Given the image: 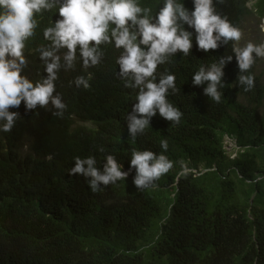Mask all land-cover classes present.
Returning a JSON list of instances; mask_svg holds the SVG:
<instances>
[{"label": "trees", "instance_id": "1", "mask_svg": "<svg viewBox=\"0 0 264 264\" xmlns=\"http://www.w3.org/2000/svg\"><path fill=\"white\" fill-rule=\"evenodd\" d=\"M247 1L225 0L220 11L264 17V0L253 5L256 11ZM57 18L55 10L37 17L25 49L30 79L47 75L36 49L48 43L43 28ZM102 48L101 64L88 69V89L74 83L87 75L81 64L61 70L62 117L51 105L26 111L22 101L9 109L20 118L10 132L0 131V264H264L263 74L254 71L255 86L244 91L235 76L229 80V68L224 80L232 86L216 103L204 95L206 85L192 83L201 65L213 63L194 38L191 55L178 52L161 66L176 75L178 91L168 99L182 111L181 122L157 112L133 143L126 116L136 90L118 77L119 51ZM226 136L236 143L234 156ZM162 139L169 143L165 155L185 161L188 174L180 175L177 163L139 190L133 170L126 181L93 192L82 175L68 173L77 156H95L102 169L109 154L128 171L133 149L159 154Z\"/></svg>", "mask_w": 264, "mask_h": 264}, {"label": "clouds", "instance_id": "2", "mask_svg": "<svg viewBox=\"0 0 264 264\" xmlns=\"http://www.w3.org/2000/svg\"><path fill=\"white\" fill-rule=\"evenodd\" d=\"M254 1L252 5H249ZM141 0H0V131L10 132L20 113L10 111L24 102L31 111L51 105L54 116H63L67 105L57 91L61 70H74L81 64L87 75L75 78L76 87L88 89L92 79L89 68L101 64L105 57L102 46L112 45L119 51L116 64L118 77L124 86L136 90L135 103L126 116L129 137L135 142L159 115L173 124L181 122L183 113L168 99L178 91L176 75L167 68L178 52L191 55L193 39L199 50L208 52L213 63L201 65L192 76L194 86H204V95L220 103L227 85L224 77L229 68L236 83L250 91L255 86V73L264 79V35L254 43L243 37V22L247 17L256 20L260 30L264 17L241 12L236 18L223 14L225 0H155L151 8ZM257 0H248L252 9ZM59 14L55 21L43 28L47 44L36 51L47 74L39 80L30 79L25 69L29 61L26 45L36 35L38 16ZM256 11L255 7L252 9ZM194 30L191 31V30ZM261 31V30H260ZM251 38V37H250ZM253 39V38H252ZM244 43L241 44L240 41ZM254 41V40H253ZM232 53V54H231ZM233 53L237 62L233 61ZM71 83V82H70ZM163 150L133 149L131 167L123 171L116 157L109 154L103 168L97 166L95 156L75 157L71 175L80 174L93 192L102 187L126 181L135 170L133 184L143 190L155 185L178 163L180 175L190 169L183 161H173L165 153L167 139L160 140ZM103 151V149H101Z\"/></svg>", "mask_w": 264, "mask_h": 264}, {"label": "rangeland", "instance_id": "3", "mask_svg": "<svg viewBox=\"0 0 264 264\" xmlns=\"http://www.w3.org/2000/svg\"><path fill=\"white\" fill-rule=\"evenodd\" d=\"M253 2L254 1H251L249 3V5H252ZM242 25H243V28H242L243 37L246 38L248 41H251V42L254 43L257 40H260V38H261V32L264 35V20L262 21L261 25H259V27L261 28L260 29L261 31L258 30V29H256V20L254 18H251V17H247L245 19V22H243ZM240 43L243 44L244 41L241 40ZM262 43H264V40H263ZM225 146H226L227 151L232 156H234L235 151L237 149V146H236V143H235L234 139L226 136L225 137Z\"/></svg>", "mask_w": 264, "mask_h": 264}]
</instances>
